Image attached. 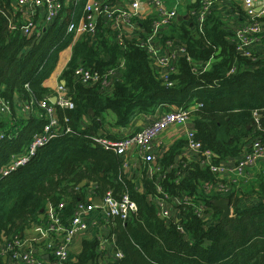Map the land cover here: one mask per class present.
Wrapping results in <instances>:
<instances>
[{
    "label": "trees",
    "instance_id": "trees-1",
    "mask_svg": "<svg viewBox=\"0 0 264 264\" xmlns=\"http://www.w3.org/2000/svg\"><path fill=\"white\" fill-rule=\"evenodd\" d=\"M62 1L59 17L38 39L9 31L8 16L16 0H0V105L3 100L12 109L11 115L18 118L6 126L0 119V130L5 133L0 140V244L40 224L48 205L64 202L65 215L71 216L91 194L101 198L109 191L116 197L127 192L138 210L127 221L118 216L109 220L115 249L123 255L115 264H264V173L248 190L241 185L233 187L229 196L233 216L223 219L222 210L215 205L223 195L204 189L209 183L215 184L216 175L201 163L202 155L193 161L182 156L186 140L175 143L158 159L161 173L146 179L147 192L141 193L125 178L122 158L93 139L95 134L105 135L99 133L97 121L105 112L116 115L118 127L128 128L137 116L174 106L190 109L197 104L198 108L191 111L195 139L203 151L212 152L216 165L243 157L255 141L264 143V57H243L233 41L236 29L215 10L204 32L182 23L177 35L160 38L164 43L172 40L185 45L193 61L190 63L187 56L179 58L171 86L137 40L120 45L114 36L110 40L100 25L96 38L84 35L73 46L62 75L75 107L56 106L60 125L70 127L71 132L54 137L25 165L3 175L2 169L12 157L27 152L46 126L45 110L38 104L53 92L43 82L53 72L60 52L73 42L72 35L66 33L67 23L72 16L82 14L87 2L66 5ZM122 62L124 68L112 95L99 87L82 85L73 77L80 65L106 72ZM208 62L211 66L203 70ZM193 66H198L199 72H193ZM18 98L24 103L34 99V111L29 115L20 112ZM157 185L173 197L192 198V205L178 206L184 232L173 219L158 216L156 205L149 200L158 195ZM248 199L252 201L243 206ZM200 204L206 209L197 216L196 206ZM82 249L77 262L69 264H98L97 239L85 240ZM0 264H5L1 256Z\"/></svg>",
    "mask_w": 264,
    "mask_h": 264
},
{
    "label": "built area",
    "instance_id": "built-area-1",
    "mask_svg": "<svg viewBox=\"0 0 264 264\" xmlns=\"http://www.w3.org/2000/svg\"><path fill=\"white\" fill-rule=\"evenodd\" d=\"M80 0H65L64 4L73 3L77 5ZM115 0H87L82 17L76 19L72 16L66 25V33L73 35L75 38L82 35H89L96 38L99 30L98 19L106 16L112 27L116 31L115 41L124 45L127 40L124 36L125 25L133 27L135 20L141 16L140 0H122L128 4L124 7L117 6L113 3ZM224 0H196V8H193V16L199 31L204 32L207 19L212 11L220 2ZM247 22L235 30L233 41L236 44L237 51L246 58L257 60L264 57V53L256 52L253 44L264 43V0H240L239 2ZM63 10L62 0H16L14 10L8 16L9 31L20 32L27 38H40L45 30L55 22ZM176 9L169 10L160 7L153 17L154 31L147 39L138 41V45L145 49L149 54L152 63L158 69L161 78L169 85H172L171 75L177 72V62L181 56H187L188 61L192 59L188 56L187 48L183 44H176L172 40H167L162 49L155 44V39L177 19ZM208 62L203 70L210 66ZM124 68V62L116 68L106 72H100L85 68L80 65L74 70L73 77L82 85L89 87H99L103 91H108L115 87ZM193 72H199L198 66L192 67ZM56 99V103L52 100ZM34 99L25 102L23 113L29 115L34 111ZM45 110L47 123L43 132L36 135L22 155L12 157L8 166L2 169L3 175L9 174L16 168L25 165L36 153L37 149L47 144L51 139L62 133L71 132L68 126H61L57 117L56 106L64 109H73L75 104L68 95L65 86L59 85L56 95H51L40 101L38 104ZM0 109L10 111V106L1 101ZM190 109L180 107L164 108L159 117L144 126L142 129L133 134L122 136L113 140L105 135L93 136L98 145L105 150L115 152L119 157H125L129 151H134V155L140 159L150 172L154 175L161 173V168L157 161V156L153 154L152 147L168 128L172 126H184L191 118ZM258 115L255 114V117ZM68 120L65 119V124ZM195 133H189L186 137L187 148L190 151L200 154L204 157V164L209 167L210 171L216 175L215 184L204 186L206 191L216 190L220 195H225L232 191L233 187H240L241 180L250 179L249 168L255 166L260 160L264 159V143L255 141L250 151L245 152L238 164L233 167L226 165H216L213 160L212 152L202 150L201 142L195 139ZM5 133L0 130V140ZM224 172L229 173V178H223ZM158 195L153 203L157 207L158 216L167 221L171 219V213L166 203L174 198L178 199L179 205H192V198L188 195L173 197L166 193L160 185H157ZM90 202H83L77 205L71 216L65 215L66 204L53 206L48 205L43 220L40 224L33 226L31 229L35 232L32 236H16L11 239H4L0 244V256L6 257V264H69L72 259V248L77 237L83 236L89 229V216L92 212L100 209L103 212V225L95 235L99 242L98 264H115L118 259L122 258V253L115 248L113 235L108 230L109 220L113 216H118L127 221L131 216L137 213L138 207L135 201L131 199L127 192L116 197L112 191L101 197L102 205L98 206L93 199ZM205 205L196 206L197 216H202L205 212ZM179 229L184 232V227L180 221L175 222ZM114 242L110 248L108 244Z\"/></svg>",
    "mask_w": 264,
    "mask_h": 264
},
{
    "label": "crops",
    "instance_id": "crops-1",
    "mask_svg": "<svg viewBox=\"0 0 264 264\" xmlns=\"http://www.w3.org/2000/svg\"><path fill=\"white\" fill-rule=\"evenodd\" d=\"M195 2L196 0H140L141 16L135 20L133 27L125 25L124 36L127 40L135 39L137 41H143L147 39L150 35H152L154 31L153 17L158 12V9L160 7H164L169 10L176 9L178 16L175 22L171 24L169 27H167L159 35V37L155 39V44L160 49H162L164 41H162L160 38L162 36L177 35L179 26L182 23L188 24L189 26L193 27L194 30H199L197 23H196V19L193 16V11L191 8V5L194 4ZM239 2L240 0H224L220 2L218 5H216V7L214 8V10L218 12L224 18L226 23L229 24V26L232 29H237L238 27L244 25L247 22V19L245 17H242V15H244L242 13V10L241 12L239 11V9L243 8ZM113 3L120 7H124L128 5V4L123 3L122 0H115L113 1ZM82 14L74 15V17L76 19H79L82 17ZM149 21H151V24L149 23ZM98 23H99L98 25H100L105 31H107L106 33L108 34L109 39L113 40V36H114V41H115L116 31L112 27L111 23L108 21L107 17L106 16L100 17L98 19ZM263 28H264V21H263ZM72 37H73V42L68 47H66L62 52H60L58 61L56 63V66L53 72L43 82V85L46 88L51 89V91L53 92V94L51 95H56L59 85L66 86V81L62 78V75L64 71L67 70L68 63L72 57L73 46L75 45L77 41L81 40L83 36L80 35L75 38L72 35ZM252 48L256 52L264 53V43L253 44ZM64 54H65V57L62 58ZM113 90L114 88H111L108 91H106V93L108 95H112ZM24 105L25 103L23 102V100L19 99L17 103L18 109L24 110ZM197 108H198L197 104H194L190 107V110L194 111ZM163 109L164 108L158 110L153 115L137 116L135 120L129 125L128 128L118 127L116 125V120H117L116 115L112 111L105 112L103 119L97 120L100 125L99 133L105 134L109 136V138H113V139L114 138L119 139L122 136L133 134L134 132L142 129L144 126H146L150 122L155 121L159 117ZM2 111L3 110L0 109V113L3 115ZM86 121H87V124H90L89 118H87ZM195 132H196V129H195V124H194V118H191L184 126H172L168 128L153 143L152 152L153 154L157 156V161L155 164L158 163V159L161 158L163 154L170 147H172L175 143L179 142L180 140H186V137L189 133H195ZM182 150H183L182 156L186 157L189 161H193L197 159L198 156H200L199 153L196 154L190 151V149L187 148V145L183 146ZM241 159L242 157L231 158L227 160L225 164L230 167H233L236 164H238ZM122 161H123V173L125 175V178L131 180L136 185V188L139 192L146 193L147 186L145 184V180L152 179L154 178L155 175L152 174V172H150V170H148V168L142 164L140 159L134 155V151H129L125 157H122ZM201 163L204 164L203 161H201ZM145 168L147 169L145 170ZM249 173L251 176L250 179L241 180L242 189L248 190V188H250L252 185H254L257 182L260 175L264 173V159L260 160L255 166L249 168ZM222 176L223 178L228 179L229 173L224 172ZM157 182H159L158 178H157ZM92 186L93 184L90 185L91 190H92ZM235 190H240V189H234L233 191ZM231 193L232 191L228 192L222 197L229 198ZM95 197H98V196H94L92 194L89 195L88 202L91 201L90 199L94 200ZM155 199H156V196L154 198L149 197V200L152 202ZM248 203H250L248 200L243 201V206L247 205ZM166 206L171 213V219H173L175 222L183 221L181 209L178 207L180 206L178 203V199L174 198L172 201L167 202ZM88 219L90 222L88 231L83 236L77 237L73 244L71 263L77 262V257L83 250L82 249L83 242L85 240H94L95 235L99 232L100 227L103 225V212L100 209H98L92 212ZM24 235L32 236V235H35V232L33 231V229H29L24 233ZM113 237H114L113 240L115 241V236L113 235ZM113 244L114 242L109 243L108 247L110 248L111 246H113ZM112 249H115V248H112Z\"/></svg>",
    "mask_w": 264,
    "mask_h": 264
},
{
    "label": "water",
    "instance_id": "water-1",
    "mask_svg": "<svg viewBox=\"0 0 264 264\" xmlns=\"http://www.w3.org/2000/svg\"><path fill=\"white\" fill-rule=\"evenodd\" d=\"M63 84H64V82H63ZM52 102L56 103V99L54 98L52 100ZM90 114L93 115V111L91 109H90ZM83 184L84 183H82V185ZM94 203L96 205H98V206H101L102 205L101 198L100 197H95ZM215 205L222 210V218L223 219L233 216V208L231 206L229 198L222 197V198H220V199L215 201ZM3 262L6 264V262H7V258L6 257L3 258ZM89 264H93V262L90 261Z\"/></svg>",
    "mask_w": 264,
    "mask_h": 264
},
{
    "label": "rangeland",
    "instance_id": "rangeland-1",
    "mask_svg": "<svg viewBox=\"0 0 264 264\" xmlns=\"http://www.w3.org/2000/svg\"><path fill=\"white\" fill-rule=\"evenodd\" d=\"M65 57V54L62 56V58H64ZM58 87V86H57ZM57 87H56V89H57ZM7 110V109H6ZM6 110H3L2 112H3V115H2V117L3 118H1L0 117V119H3L4 121H5V126L7 125V124H10V125H12V123L14 122L13 120H15V119H18L16 116H14L13 114L11 115V108H10V111L9 112H6ZM19 111L20 112H22L23 113V110H21V109H19ZM9 115H11V120H12V122L10 123V121L11 120H9L8 118H9ZM248 201L249 202H251L252 201V199H248Z\"/></svg>",
    "mask_w": 264,
    "mask_h": 264
}]
</instances>
